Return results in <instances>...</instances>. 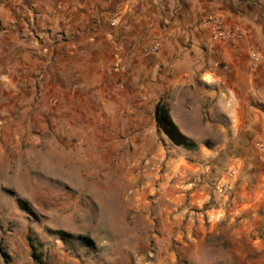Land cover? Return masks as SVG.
<instances>
[{
  "label": "rangeland",
  "instance_id": "rangeland-1",
  "mask_svg": "<svg viewBox=\"0 0 264 264\" xmlns=\"http://www.w3.org/2000/svg\"><path fill=\"white\" fill-rule=\"evenodd\" d=\"M96 25L26 21L21 42L54 46L37 55L0 12V264H264L259 142L233 143L155 36L139 53Z\"/></svg>",
  "mask_w": 264,
  "mask_h": 264
},
{
  "label": "crops",
  "instance_id": "crops-1",
  "mask_svg": "<svg viewBox=\"0 0 264 264\" xmlns=\"http://www.w3.org/2000/svg\"><path fill=\"white\" fill-rule=\"evenodd\" d=\"M56 1L9 0L6 8L0 4L3 20L17 27L7 47L30 48L37 55L44 48L54 50L48 40L20 41L26 21L54 32L63 28L66 35L83 22H96L98 35L135 37L124 40L122 47L131 48L134 42L139 53L153 35L160 44L157 65L171 63L193 78L198 102L210 100L208 114L229 121L231 131L246 135L233 141L237 147L264 144V0H60L59 7L63 2L64 8L58 14ZM111 18L119 24L106 28L104 22ZM218 26L228 38H217ZM77 36L83 38L81 33ZM260 168L257 177L264 179V166Z\"/></svg>",
  "mask_w": 264,
  "mask_h": 264
},
{
  "label": "trees",
  "instance_id": "trees-1",
  "mask_svg": "<svg viewBox=\"0 0 264 264\" xmlns=\"http://www.w3.org/2000/svg\"><path fill=\"white\" fill-rule=\"evenodd\" d=\"M158 122L160 126L165 130V132L176 135L177 130L171 121L169 115L164 111L162 108L159 109V117H158ZM186 147L189 149H192L194 147L193 144H186Z\"/></svg>",
  "mask_w": 264,
  "mask_h": 264
},
{
  "label": "built area",
  "instance_id": "built-area-1",
  "mask_svg": "<svg viewBox=\"0 0 264 264\" xmlns=\"http://www.w3.org/2000/svg\"><path fill=\"white\" fill-rule=\"evenodd\" d=\"M210 21L218 23V20H216V19H213V20L211 19ZM216 33H217V38L218 39H224V38H228L229 37V34L227 32H225V31H223L222 28L219 27V26L216 29ZM158 49H159L158 45L157 44L154 45L153 50L157 51ZM258 146H259L260 150L264 153V144L263 143H259Z\"/></svg>",
  "mask_w": 264,
  "mask_h": 264
}]
</instances>
